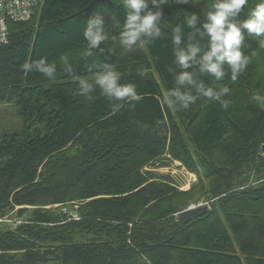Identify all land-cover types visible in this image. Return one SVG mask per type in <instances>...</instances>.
<instances>
[{
	"label": "trees",
	"instance_id": "trees-1",
	"mask_svg": "<svg viewBox=\"0 0 264 264\" xmlns=\"http://www.w3.org/2000/svg\"><path fill=\"white\" fill-rule=\"evenodd\" d=\"M213 2L169 0L165 36L131 50L118 42L121 0H44L31 20L9 23L0 108L14 119L0 113V217L15 210L24 221L0 224V264H264V110L250 99L264 93V48L246 40L251 63L221 82L227 110L204 98L186 111L163 102L174 86L171 28ZM98 13L109 39L84 58V28ZM62 55L84 79L113 64L141 99L114 112L99 89L77 95ZM41 57L56 65L55 79L22 70ZM165 153L198 174L189 190L144 169ZM200 198L209 210L181 223L178 213ZM73 201L79 220L43 207Z\"/></svg>",
	"mask_w": 264,
	"mask_h": 264
},
{
	"label": "clouds",
	"instance_id": "clouds-1",
	"mask_svg": "<svg viewBox=\"0 0 264 264\" xmlns=\"http://www.w3.org/2000/svg\"><path fill=\"white\" fill-rule=\"evenodd\" d=\"M248 3L249 0H214L203 17L196 13L187 15L182 23L171 28L175 67H170L169 72L174 86L163 94V102L169 108L186 111L204 98L228 109L229 101L225 97L230 88L221 82L225 78L235 82L251 63L252 57L245 50L247 39L256 40L258 46L264 48V0H255L250 14L241 19V12ZM121 4L125 14L118 42L122 48H144L165 36L164 6L169 0H121ZM105 28L103 14L89 17L83 32L87 43L82 53L84 58L91 57L96 49L103 51L101 44L109 39ZM60 61L64 74L77 82V95L91 99V93L99 89L100 94L113 103L114 112L141 99L134 84L121 83V75L111 63L93 65L97 69L94 75L84 79L74 75L67 55H62ZM21 68L24 72H39L49 80L57 75L56 65L49 63L46 57L25 62ZM208 79L218 86L208 85L205 82ZM250 99L264 110V93L254 92Z\"/></svg>",
	"mask_w": 264,
	"mask_h": 264
},
{
	"label": "rangeland",
	"instance_id": "rangeland-1",
	"mask_svg": "<svg viewBox=\"0 0 264 264\" xmlns=\"http://www.w3.org/2000/svg\"><path fill=\"white\" fill-rule=\"evenodd\" d=\"M57 40L62 42L61 39ZM3 107L4 106L2 105V107L0 108V113L6 116L8 122L14 119V114L11 111H6L2 109ZM149 167H156L157 173L161 175H169L170 177L173 176V182L177 183L180 188L187 189L186 187L188 186L187 184H185L187 175L185 169L183 168V166H178L177 163L173 161L171 155L165 153L160 157L158 161H155ZM11 214L12 218H14V212H12Z\"/></svg>",
	"mask_w": 264,
	"mask_h": 264
},
{
	"label": "built area",
	"instance_id": "built-area-1",
	"mask_svg": "<svg viewBox=\"0 0 264 264\" xmlns=\"http://www.w3.org/2000/svg\"><path fill=\"white\" fill-rule=\"evenodd\" d=\"M29 2L24 0H0V39L6 36V19L23 18L29 15Z\"/></svg>",
	"mask_w": 264,
	"mask_h": 264
},
{
	"label": "water",
	"instance_id": "water-1",
	"mask_svg": "<svg viewBox=\"0 0 264 264\" xmlns=\"http://www.w3.org/2000/svg\"><path fill=\"white\" fill-rule=\"evenodd\" d=\"M208 210V207H201L191 210H185L179 214V220L181 223H187L191 221L192 219L196 218L197 216L202 215Z\"/></svg>",
	"mask_w": 264,
	"mask_h": 264
}]
</instances>
